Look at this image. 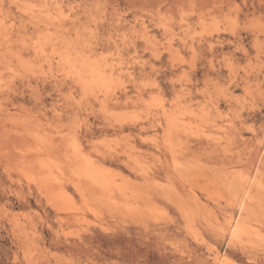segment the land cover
Listing matches in <instances>:
<instances>
[{
	"label": "rangeland",
	"instance_id": "obj_1",
	"mask_svg": "<svg viewBox=\"0 0 264 264\" xmlns=\"http://www.w3.org/2000/svg\"><path fill=\"white\" fill-rule=\"evenodd\" d=\"M0 264H264V0H0Z\"/></svg>",
	"mask_w": 264,
	"mask_h": 264
}]
</instances>
